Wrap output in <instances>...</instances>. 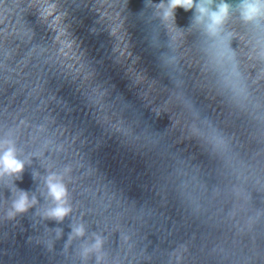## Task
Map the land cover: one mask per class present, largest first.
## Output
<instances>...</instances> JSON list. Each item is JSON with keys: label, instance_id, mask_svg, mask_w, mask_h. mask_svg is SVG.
<instances>
[{"label": "water", "instance_id": "obj_1", "mask_svg": "<svg viewBox=\"0 0 264 264\" xmlns=\"http://www.w3.org/2000/svg\"><path fill=\"white\" fill-rule=\"evenodd\" d=\"M153 11L145 0H0V136L11 130L18 156L32 157L14 183L39 201L7 218L0 181V264H82L92 233L106 264H264L261 45L230 18L228 88L202 68L209 42L171 25L167 35ZM193 11L175 9L176 27ZM48 172L67 188L60 224L34 215ZM77 223L86 239L65 245Z\"/></svg>", "mask_w": 264, "mask_h": 264}, {"label": "clouds", "instance_id": "obj_2", "mask_svg": "<svg viewBox=\"0 0 264 264\" xmlns=\"http://www.w3.org/2000/svg\"><path fill=\"white\" fill-rule=\"evenodd\" d=\"M152 8L153 15L164 26L168 35L169 25L178 30L181 39L193 31L207 40L208 46L202 49V68L214 78V82L231 88L232 77L235 75V55L231 47L233 33L226 29V24L235 15L239 21L251 28L253 38L261 45L259 54L264 57V0H236L229 3L227 0H160L154 4L152 0H145V8ZM183 8L186 12L194 10L190 24L186 29L175 25V9ZM32 157L21 159L17 154L15 140L11 137V130L0 136V181L3 188L10 192L5 215L12 219L17 215L35 209L39 203L35 192L20 189L14 181L21 180L26 165H30ZM32 179L37 180L38 173H31ZM46 189L45 198L48 205L35 212L40 219L62 223L71 213L68 204L67 188L63 176L57 172H48L43 176ZM65 245L73 239H86V228L83 223L70 225ZM62 230L56 229V238L59 239ZM105 240L101 235L92 233L91 242L82 246L80 258L82 264L94 257V264H106V254L103 250Z\"/></svg>", "mask_w": 264, "mask_h": 264}]
</instances>
